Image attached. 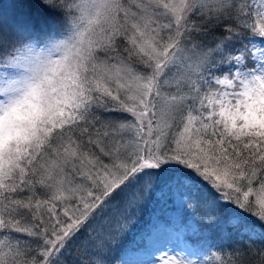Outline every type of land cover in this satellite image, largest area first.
<instances>
[{
  "label": "snow or ice",
  "instance_id": "snow-or-ice-1",
  "mask_svg": "<svg viewBox=\"0 0 264 264\" xmlns=\"http://www.w3.org/2000/svg\"><path fill=\"white\" fill-rule=\"evenodd\" d=\"M201 254L264 264V0H0V264Z\"/></svg>",
  "mask_w": 264,
  "mask_h": 264
},
{
  "label": "trees",
  "instance_id": "trees-1",
  "mask_svg": "<svg viewBox=\"0 0 264 264\" xmlns=\"http://www.w3.org/2000/svg\"><path fill=\"white\" fill-rule=\"evenodd\" d=\"M12 11V15H14L15 10L12 9ZM176 202V200L173 202L172 198L153 200L143 214L140 229L147 232L150 230L152 223H154L156 219H160L167 224L175 223L177 226L185 228L189 238L196 241L198 239V234L194 235L189 227V225L192 224L191 219L189 218L187 223H185L183 214L177 215L178 213L175 210H180V208L177 206ZM177 216L181 219L180 224L177 220ZM206 258L207 260L210 259V257Z\"/></svg>",
  "mask_w": 264,
  "mask_h": 264
},
{
  "label": "rangeland",
  "instance_id": "rangeland-1",
  "mask_svg": "<svg viewBox=\"0 0 264 264\" xmlns=\"http://www.w3.org/2000/svg\"><path fill=\"white\" fill-rule=\"evenodd\" d=\"M6 3L9 2V0H5ZM12 9L9 8L8 9V14L11 16L12 15ZM176 204L177 206L179 207V200L176 199ZM177 211V215H180L182 214L181 210H175ZM177 220L179 222V224L181 223V219L179 218V216H177ZM156 222L158 223V227L162 230V232L168 236V237H171L172 238V243L175 244L176 243V237L179 236L181 241H184V240H187L188 242V245L190 247H193L195 248L196 246L192 245L193 241H191L189 239V236L188 234H186V232H183L182 231H178L176 229L173 228V225H167L165 224L164 222H161V220L159 219H156ZM198 247V246H197ZM181 255H183V253H181ZM191 259H194V260H197L198 261V264H200V262L204 261L205 259L207 260L206 256H204L203 254L199 255V256H191L190 257Z\"/></svg>",
  "mask_w": 264,
  "mask_h": 264
}]
</instances>
